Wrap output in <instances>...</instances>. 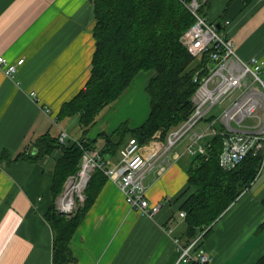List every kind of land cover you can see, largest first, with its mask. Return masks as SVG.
Masks as SVG:
<instances>
[{
    "label": "crops",
    "instance_id": "crops-1",
    "mask_svg": "<svg viewBox=\"0 0 264 264\" xmlns=\"http://www.w3.org/2000/svg\"><path fill=\"white\" fill-rule=\"evenodd\" d=\"M229 2L211 0L205 14L236 42L241 58L264 60V0L247 7L236 2L224 13ZM95 26L91 0H0V55L10 64L25 60L14 80L0 68V264H53L54 232L46 215L63 191L55 197L52 190L63 152L57 149L38 160L15 158L21 152L35 155L37 140L52 126L67 133L57 124L58 115L86 88ZM150 111L126 118L139 128ZM121 117L111 120L106 134ZM97 125L99 121L92 128ZM85 138L95 141L94 135ZM95 147L101 148L97 142ZM176 152L183 154L184 146ZM192 162L183 155L169 161L165 172L156 167L148 173V198L161 204L154 218L131 209L119 186L107 178L71 241L76 264H183L175 239L180 245L190 241L176 199L188 187ZM263 201L264 168L202 239L200 250L214 256L212 264H256L264 256ZM169 227L172 235L165 233Z\"/></svg>",
    "mask_w": 264,
    "mask_h": 264
},
{
    "label": "trees",
    "instance_id": "trees-1",
    "mask_svg": "<svg viewBox=\"0 0 264 264\" xmlns=\"http://www.w3.org/2000/svg\"><path fill=\"white\" fill-rule=\"evenodd\" d=\"M91 1L96 19L91 75L86 88L63 105L58 121L78 117L80 128L86 133L98 123L105 109L123 97L140 73L153 72L147 87L151 97L147 121L136 129L123 124L112 134H100L104 141L99 150L105 160L112 161L131 138L146 144L158 131L162 130L165 137L190 117L194 109L192 98L199 85L194 79L207 66L209 57L193 56L181 41L195 22L184 0ZM254 1L230 0L224 13L232 3L247 7ZM210 3L211 0L206 1L203 13ZM60 137L47 133L37 140L35 155L21 152L15 158L38 160L61 149L52 186L55 197L68 177L79 170L84 152L78 142H85L89 148L97 142L84 137L63 144ZM209 144L206 156L193 157L188 168V187L176 199L181 202L180 210L187 214L189 241L210 234L219 218L252 186L263 166V154H251L237 168L224 170L219 163L222 138L216 136ZM5 158L3 154L1 159ZM106 182L105 174L97 170L88 185L85 204L73 217L59 213L55 205L48 211L46 218L54 232L53 264L77 263L71 241ZM256 264H264V256Z\"/></svg>",
    "mask_w": 264,
    "mask_h": 264
},
{
    "label": "built area",
    "instance_id": "built-area-1",
    "mask_svg": "<svg viewBox=\"0 0 264 264\" xmlns=\"http://www.w3.org/2000/svg\"><path fill=\"white\" fill-rule=\"evenodd\" d=\"M206 0H184L195 18L194 24L183 35L181 41L195 57L208 55L209 62L195 76L198 88L192 98L194 109L190 117L171 129L163 138L160 132L146 144L141 145L131 138L113 161H107L98 147H86L78 142L84 154L79 171L68 177L62 193L57 199L59 213L73 217L87 200L86 191L97 170L113 180L121 189L131 209L143 216L154 218L161 204H152L148 198L145 179L156 167L163 173L168 162L179 160L183 155L192 158L207 155L212 138H222L220 166L227 171L237 166L249 155L263 154L264 168V60L252 57L245 60L237 53L236 42L219 30L216 22L202 12ZM226 24H230L229 21ZM21 59L10 64L0 55V68L4 74L16 79L18 69L24 64ZM216 108L222 112L217 115ZM51 113L50 109H46ZM68 134L63 132L60 141L64 144ZM183 145L184 152H176ZM187 214L179 213L185 220ZM172 235L173 227L164 229ZM202 235L187 244L179 239V263L212 264L214 256L200 250Z\"/></svg>",
    "mask_w": 264,
    "mask_h": 264
},
{
    "label": "rangeland",
    "instance_id": "rangeland-1",
    "mask_svg": "<svg viewBox=\"0 0 264 264\" xmlns=\"http://www.w3.org/2000/svg\"><path fill=\"white\" fill-rule=\"evenodd\" d=\"M206 1H205V4H206ZM261 1H263V0H261ZM210 9H211V6H207L204 9V11L207 13ZM152 75H153V72H142V73H140L133 80V82L130 85L127 92L118 101L119 103H118L117 107L115 108V106L113 105V106L105 109L103 111V113L101 114V116H99V120H98L99 125L88 130L86 133H84V131L80 128L78 117L68 118L64 121H61V124L60 123H57V124L61 125V127H64V129L67 131L70 142L73 140L76 141L77 140L76 137L83 139L84 137H89V136L91 137L92 135H94L93 139L97 140V145L102 146L104 139L100 138V134L109 131V123L111 122V120H113L114 118H118L119 116H122L121 121L118 124H116V126L114 125L115 128H112V131L109 132L112 134L115 131V129L119 128L121 125H123L122 122H124L126 120H128L127 121L128 123L126 122L125 124L129 128H136V127L132 126L131 118H126V116H128L129 114H131V113L136 114L137 117H141V116L146 115V114L148 115V113L150 111V96H149V93L147 91V87H148V84H149V81H150V78L152 77ZM215 111L217 112L216 113L217 115H219L222 112V110L220 108H216ZM107 114H108V117L104 118ZM129 117H132V116H129ZM52 127L53 128H52L51 134L55 137H59L61 135L60 127H57L56 125L52 126ZM158 132H160L162 134V137L164 138L163 131L160 130ZM185 156L188 160H190V161L193 160L191 156H189V155H185ZM80 165H81V163H80ZM145 181H146L145 184H148V179Z\"/></svg>",
    "mask_w": 264,
    "mask_h": 264
}]
</instances>
